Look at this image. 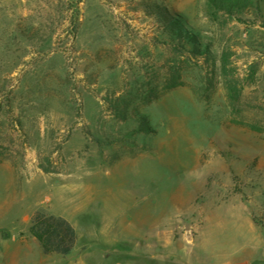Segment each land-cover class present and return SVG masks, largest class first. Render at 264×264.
Instances as JSON below:
<instances>
[{
    "label": "rangeland",
    "instance_id": "1",
    "mask_svg": "<svg viewBox=\"0 0 264 264\" xmlns=\"http://www.w3.org/2000/svg\"><path fill=\"white\" fill-rule=\"evenodd\" d=\"M38 210L87 264L264 252V0H0V254L34 250Z\"/></svg>",
    "mask_w": 264,
    "mask_h": 264
},
{
    "label": "trees",
    "instance_id": "2",
    "mask_svg": "<svg viewBox=\"0 0 264 264\" xmlns=\"http://www.w3.org/2000/svg\"><path fill=\"white\" fill-rule=\"evenodd\" d=\"M250 2L252 0H207V6L233 15L240 14ZM257 9L260 11L259 5ZM165 19L171 42L177 41L175 48L192 52L194 55H202L208 51V45L203 46L200 43L194 29L186 24L182 15L176 14L170 18L167 14ZM177 85L179 84L174 81L171 87ZM29 232L38 241L44 255L65 257L71 253L77 241L76 231L66 219L48 215L43 210H38L32 215Z\"/></svg>",
    "mask_w": 264,
    "mask_h": 264
},
{
    "label": "crops",
    "instance_id": "3",
    "mask_svg": "<svg viewBox=\"0 0 264 264\" xmlns=\"http://www.w3.org/2000/svg\"><path fill=\"white\" fill-rule=\"evenodd\" d=\"M36 212V211H35ZM34 214V213H33ZM32 214V215H33ZM48 215L58 216L66 219L72 227L75 229L77 234V241L76 244L71 251L69 255H67L65 258L59 257L56 255H44L40 249L39 243L32 238V246L30 248H33L34 250L31 251L28 247L27 249L24 244L23 254L20 255L18 253H15V246H17V242L12 238L10 242H4L2 244V248H5L6 251L3 254H0V261L7 259L8 261L6 264H55L56 259H65L66 262H63L65 264H87V254L83 253L79 254L80 248L78 245L79 241V234L78 230L76 228V225L74 222L69 219V217L63 215V214H55L50 213ZM20 245V244H19ZM231 249V259L228 260L224 257H217V264H264V252L262 251V247H256L251 242H240V241H232L229 246H227ZM190 261H196V262H203L207 263L206 259L201 256H196L189 258ZM113 264H142L136 261H123V262H114Z\"/></svg>",
    "mask_w": 264,
    "mask_h": 264
},
{
    "label": "water",
    "instance_id": "4",
    "mask_svg": "<svg viewBox=\"0 0 264 264\" xmlns=\"http://www.w3.org/2000/svg\"><path fill=\"white\" fill-rule=\"evenodd\" d=\"M183 264H204L202 262H196V261H185Z\"/></svg>",
    "mask_w": 264,
    "mask_h": 264
}]
</instances>
